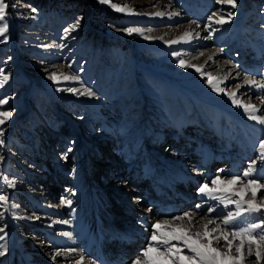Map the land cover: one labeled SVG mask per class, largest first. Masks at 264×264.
<instances>
[{"label": "rangeland", "instance_id": "374dc122", "mask_svg": "<svg viewBox=\"0 0 264 264\" xmlns=\"http://www.w3.org/2000/svg\"><path fill=\"white\" fill-rule=\"evenodd\" d=\"M4 3L9 27L6 40L0 36V100L7 103L0 111L11 117L0 124V195L8 198L0 204V251L6 250L0 264H42L69 246L91 264H132L154 231L129 238L137 226L174 223L186 214L227 232L264 221V210L244 212L225 226L236 204L199 191L205 184L225 187L212 184L217 178L242 177L213 193L237 201L234 193L248 179L264 183V125L225 94L261 103L257 116H264V88L241 85L245 78L264 85V0H237L234 9L217 0ZM229 12L227 23L209 20L213 13L227 20ZM130 28L139 31L129 34ZM212 50L218 57L205 61ZM181 59L193 67H180ZM221 63L239 77L229 79V67L217 71ZM53 73L75 79L54 82ZM207 74L225 93L213 90ZM249 167L252 176L245 178ZM263 196L257 193V203ZM251 197L246 191L243 200ZM100 242L104 254L94 261ZM246 261L255 264L256 257Z\"/></svg>", "mask_w": 264, "mask_h": 264}, {"label": "snow or ice", "instance_id": "6c2138e0", "mask_svg": "<svg viewBox=\"0 0 264 264\" xmlns=\"http://www.w3.org/2000/svg\"><path fill=\"white\" fill-rule=\"evenodd\" d=\"M101 4L109 3V0H99ZM218 4L221 5H230L231 8L237 7V0H217ZM8 5L4 3V0H0V36H4L6 40V33L8 31L9 25L4 22L6 19V9ZM116 8L117 11H122L123 8L120 6L112 5ZM35 11V9H33ZM161 15V13H156ZM176 15V13H173ZM234 13L229 12L227 14V20L213 13L209 17V20L216 24H224L230 21ZM79 25V20L76 21L74 25L65 30L66 35L75 31L76 27ZM129 34L133 31H139V29H128ZM191 33H185V36H190ZM148 37H145L147 39ZM176 41H172L175 43ZM179 65L182 68L193 67V65L186 63L183 59L179 61ZM195 70L202 75H204L201 67H195ZM4 81L8 80L7 76H4ZM49 79L54 82L59 81L60 79L69 80L75 79V77H68L64 75H56L55 73L49 76ZM207 80L209 84L213 87V90L218 93H225V89L218 86V83H214L217 80L216 77H213L211 74H207ZM245 83L252 86L264 88V85H259L255 80L246 79ZM3 84H0L2 87ZM72 91V89H69ZM81 94H87L89 96L93 95L92 92H86ZM229 95L232 99L234 105L242 107L246 113H249L248 118L250 120H255L256 122L264 125V116H257L254 113L258 109L252 104H243L236 99V92L225 93ZM261 102H264V97H260ZM7 103L6 100H0V105ZM11 117L10 111H0V124H3L7 119ZM2 135V132H0ZM2 143V141H0ZM259 159L264 160V140L259 142ZM255 161H253V165ZM253 173V167H249L248 171L244 173V177H251ZM243 178L242 177H233L230 180L224 181L219 178L212 180L214 186L224 185L225 187H213L209 188L207 184L202 186L199 191L210 196L212 199H220L222 203H225L227 206L228 203L236 204V212H228L226 217L223 220L225 226L232 224L237 217L241 216L242 213H261L264 210V199H261L259 203L256 202L257 193L264 190V183H259L255 179H248L244 189H241L239 192L234 193L241 197L240 200L232 201L230 198H223L214 196L213 193L217 191H227L228 186L235 185L239 183ZM11 186V184H10ZM251 191L252 199L248 201L243 200V196L246 191ZM7 196L0 195V204L7 205ZM63 202V201H62ZM247 204V207H243L244 204ZM67 204L70 205L71 201H67ZM199 207V205H197ZM175 220L184 221L187 220V226L180 224L175 227L169 222L164 224H154L152 228L154 229L151 236V243L148 244V247L142 252V258L136 259L132 264H244L245 255L243 249L247 245L248 255L253 254V245H255V264H260L261 261H264V221L259 223H249L246 226L239 227L236 230L227 232L220 225H217L214 228L209 229V224H214L215 221L208 219L207 223L202 226V231L193 230V217L186 214L185 216H177ZM260 230V231H258ZM3 231V229H0ZM65 235H68L65 233ZM3 239V237H0ZM239 240V244L235 246V255L233 254L234 241ZM220 240L225 241L224 247L226 251H220V249L215 244H218ZM171 241H177L182 244L183 248L178 247L174 244H171ZM161 245L166 247L161 248ZM186 248L188 254H183V249ZM6 251V250H5ZM5 251H0V256L5 255ZM59 255V253H57ZM77 264H83V257L81 260L77 261Z\"/></svg>", "mask_w": 264, "mask_h": 264}, {"label": "bare ground", "instance_id": "6f19581e", "mask_svg": "<svg viewBox=\"0 0 264 264\" xmlns=\"http://www.w3.org/2000/svg\"><path fill=\"white\" fill-rule=\"evenodd\" d=\"M189 29L187 28H185V29H183V28H181V29H179V31H180V33L181 34H184V33H186L187 31H188ZM200 34V33H199ZM187 38H189V37H180V39H187ZM197 38H200V37H197ZM218 54H217V52H216V50H212V51H210V52H207V54H205V61H210L211 59H215L216 57H218L217 56ZM217 71H224L227 67H229L230 68V70L228 69V73H227V75H228V78L229 79H235V78H237V77H239L238 76V73L234 70V69H232L231 67H230V65H228V64H226V63H221V64H217ZM245 80H246V78H245ZM245 80L243 81V83L241 84V85H245L246 86V88L249 86L248 84H246L245 83ZM251 80H253V79H251ZM250 87H252V89L253 88H255L254 90L256 91V92H259L260 91V88L259 87H257V86H255V85H252V86H250ZM258 94V93H257ZM264 97V96H263ZM241 103H243V104H247V103H244L243 101L241 102ZM264 103V102H263ZM232 104H233V102H232ZM260 104L261 103H259V104H257V105H254L257 109H258V111L256 112V113H254L255 115H258V113L260 112ZM242 108V107H241ZM249 114V113H248ZM249 116V115H248ZM253 121H255V120H253ZM245 185H246V183H245ZM231 187H233V185H231ZM245 188V186L243 187L242 186V188L241 189H244ZM183 198V201H185V203L187 202V200H184V197L183 196H178L177 195V198ZM264 197V196H263ZM261 198V199H264V198ZM251 199H252V197H251ZM260 199V200H261ZM259 200V201H260ZM189 201V200H188ZM256 202H257V200H256ZM180 209H177V211H179ZM166 214L167 215H172V214H174V211H171V210H169V211H167L166 212ZM165 214V215H166ZM105 215V214H104ZM107 215V214H106ZM192 217H193V230H199V231H202L203 229H202V226L205 224V223H207V221H205V220H203V221H201V220H199L198 222V225L196 224V221L195 220H197L196 218H195V216H193V215H191ZM105 221H106V219H104V216L103 217H101L100 218V222L102 223V226L105 224ZM165 222H167V221H165V220H159V221H156V222H154V224H157V223H160V224H164ZM177 222V223H176ZM176 222H174V223H171V225L173 226V227H175V226H177V225H180V224H183V225H185V226H187V224H188V221L187 220H184V221H176ZM169 223H170V221H169ZM153 224V225H154ZM148 227H152V225H148V224H146V225H143V226H140V227H135V229L134 230H132L131 231V234H130V237L129 238H132V237H135V236H139V237H141L142 236V234L144 233V230L145 229H147ZM208 227H209V229H211V228H214V227H216L215 225H213V224H209L208 225ZM153 229V228H152ZM154 230V229H153ZM101 233H102V235H105L106 237H108L109 236V232H107V229L105 228V230L103 229L102 231H101ZM100 237V236H99ZM128 238V239H129ZM121 241H123L122 239H121ZM136 241V240H135ZM132 242H134V240H131V241H129V242H127L126 241V243H128L129 245H132ZM99 244H100V246H99ZM98 245H96L97 246V252H96V254H95V257H92V259L95 261V260H97V257H98V255H99V252L101 251V242L99 243ZM171 244H174V245H176V246H178V247H181V248H183V246H182V244H180L179 242H177V241H171ZM224 244H225V241H223V240H220L219 241V243L218 244H215L214 246H216V247H218L219 249H220V251H226L227 249L224 247ZM239 244V240L237 239L236 241H234V247H233V254L235 255L236 253H235V246L236 245H238ZM70 247V249H67L65 252H61V251H58V252H54L52 255H51V257H49V260L46 258L45 259V261L44 262H42V264H49L48 263V261H51V260H53V259H55L56 257H61V258H63V260H61L60 261V264H77V261H79V260H81V255L78 253V251H76L75 250V247H73L72 248V246H69ZM88 248H90V246L88 247ZM124 247L123 246H119L118 247V249L122 252V249H123ZM254 249H255V245H253V254L252 255H254L255 256V251H254ZM183 250H187L186 248H184ZM86 252H87V254H88V252H89V249H87L86 250ZM243 252H244V255H245V260H244V264H248L247 263V261L246 260H248V257H249V255H248V249H247V247H245L244 249H243ZM57 253H59V255H57ZM101 253L102 254H104V251H101ZM88 256H93V255H90V252H89V254H88ZM105 256V255H104ZM99 260V259H98ZM101 260L103 261V262H110V260H109V258L108 257H105V258H103V256L101 257ZM86 260H84V258H83V264H91L90 262H85ZM113 264H121L119 261H117V262H115V263H113Z\"/></svg>", "mask_w": 264, "mask_h": 264}]
</instances>
